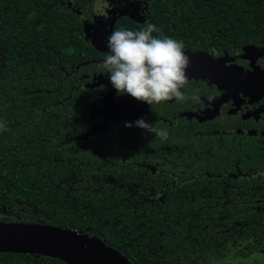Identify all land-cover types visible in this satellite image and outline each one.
Returning a JSON list of instances; mask_svg holds the SVG:
<instances>
[{"label":"trees","instance_id":"obj_1","mask_svg":"<svg viewBox=\"0 0 264 264\" xmlns=\"http://www.w3.org/2000/svg\"><path fill=\"white\" fill-rule=\"evenodd\" d=\"M89 3L0 0V123L6 122L0 131V220L88 232L133 264H250L246 258L257 245L219 244L222 228L211 221L202 226L192 209L190 178L182 177L162 199H150L168 179L145 164L161 162L190 174L189 154L152 155L149 133L136 128L90 129V95L78 78L94 53L79 14ZM172 3V18L166 24L159 17L158 28L212 31L230 48L264 46V0ZM254 231L248 228L247 237ZM228 252L234 259L221 261ZM0 264L68 263L0 252Z\"/></svg>","mask_w":264,"mask_h":264},{"label":"flooded vegetation","instance_id":"obj_2","mask_svg":"<svg viewBox=\"0 0 264 264\" xmlns=\"http://www.w3.org/2000/svg\"><path fill=\"white\" fill-rule=\"evenodd\" d=\"M172 1L90 0L79 9L85 36L91 37L86 42L94 47L89 66L78 76L90 95V129L104 133L127 128L130 122L128 128L147 132L136 126L140 118L166 129L164 140L147 132L152 139L148 152L163 159L189 154L193 170L177 173L161 162L145 164L168 179L160 182L159 194L152 190L150 199H162L168 189L181 184L182 177L190 178L192 209L202 226L211 221L213 227L222 228L219 244L257 245L246 259L264 264V51L260 50L264 46L250 42L230 48L212 31L159 28L163 35L183 41L190 58L188 83L181 89L188 99L183 102L173 98L151 106L127 93L118 94L104 73L107 37L117 29L142 30L148 23L158 28L159 17L167 24ZM248 228L255 230L249 237ZM222 255L221 261L234 259L229 252Z\"/></svg>","mask_w":264,"mask_h":264},{"label":"clouds","instance_id":"obj_3","mask_svg":"<svg viewBox=\"0 0 264 264\" xmlns=\"http://www.w3.org/2000/svg\"><path fill=\"white\" fill-rule=\"evenodd\" d=\"M153 33H161V29L152 23L139 31L114 30L107 37L109 51L102 62L104 73L109 74L118 94L127 93L151 106L173 98L183 102L188 99L181 89L188 83L186 72L190 64L184 43ZM135 124L161 140L168 136L166 129L147 123L143 118ZM126 126L132 124L129 122ZM4 130L6 122L0 123V131Z\"/></svg>","mask_w":264,"mask_h":264},{"label":"water","instance_id":"obj_4","mask_svg":"<svg viewBox=\"0 0 264 264\" xmlns=\"http://www.w3.org/2000/svg\"><path fill=\"white\" fill-rule=\"evenodd\" d=\"M86 39H91L89 33H86ZM260 50L264 51V48ZM0 252L48 256L68 264H133L100 236L31 222L0 220Z\"/></svg>","mask_w":264,"mask_h":264}]
</instances>
